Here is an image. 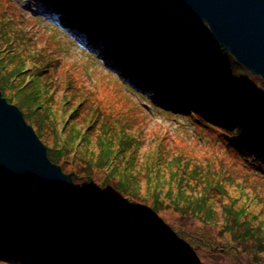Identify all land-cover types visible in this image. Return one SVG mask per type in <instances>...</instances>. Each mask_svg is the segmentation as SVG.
<instances>
[{"label":"trees","instance_id":"1","mask_svg":"<svg viewBox=\"0 0 264 264\" xmlns=\"http://www.w3.org/2000/svg\"><path fill=\"white\" fill-rule=\"evenodd\" d=\"M44 1L111 34L112 55L151 83L164 108L189 113L210 150L202 158L172 147L167 133L153 137L148 119L85 88L0 0L1 95L49 160L75 176L52 208L0 173V264H204L195 255L204 247L222 256L213 264H264V82L203 22L160 0Z\"/></svg>","mask_w":264,"mask_h":264},{"label":"water","instance_id":"2","mask_svg":"<svg viewBox=\"0 0 264 264\" xmlns=\"http://www.w3.org/2000/svg\"><path fill=\"white\" fill-rule=\"evenodd\" d=\"M203 22L212 40L264 82V0H160ZM0 172L15 188H33L51 207L73 191V173L52 163L21 111L0 93Z\"/></svg>","mask_w":264,"mask_h":264},{"label":"rangeland","instance_id":"3","mask_svg":"<svg viewBox=\"0 0 264 264\" xmlns=\"http://www.w3.org/2000/svg\"><path fill=\"white\" fill-rule=\"evenodd\" d=\"M11 3L13 9L32 23V28L36 30L37 35L45 36L46 44L51 47V51L57 56L61 65L65 66L69 75L73 74L81 81L85 88L98 96L108 94L116 105L124 104L135 109L136 115L142 117L143 121L148 119L153 137L157 132L154 130L162 131V134H168L167 139L172 147L184 149L188 154H192L197 148V156L206 157L210 150L206 143L207 138L197 136L195 128L198 127L192 123L191 119H188L189 113H175V108L169 112L164 111L166 108L162 105L165 99L152 91L151 83H148L145 88L143 83L140 87L137 86L138 82L131 71L127 68L121 69L122 64H117V58L109 54L108 41L100 35L99 31L95 30L91 33L82 27L80 30L82 32H71L70 26L73 25L70 21L74 16L71 10L67 11L68 8L55 9L42 0H11ZM61 15H64L63 18ZM78 25L82 24L78 23ZM158 101H161V104ZM166 104L165 106L168 105ZM182 107L186 109L187 105L183 104ZM62 126L63 124L60 128ZM40 140L47 149V144L41 138ZM64 168L71 169V165H66ZM74 177L72 176V179ZM108 188L109 186L102 189L105 198H110L111 195ZM164 215L167 219H175L170 211H164ZM204 244L208 243L204 242ZM205 249H196L197 254L194 253L196 258L204 264H213L214 258L222 257L216 253H207Z\"/></svg>","mask_w":264,"mask_h":264},{"label":"bare ground","instance_id":"4","mask_svg":"<svg viewBox=\"0 0 264 264\" xmlns=\"http://www.w3.org/2000/svg\"><path fill=\"white\" fill-rule=\"evenodd\" d=\"M166 103L164 102L163 106L165 105Z\"/></svg>","mask_w":264,"mask_h":264}]
</instances>
